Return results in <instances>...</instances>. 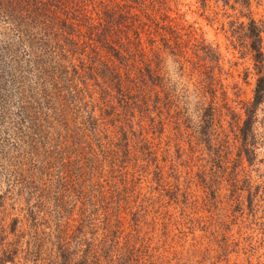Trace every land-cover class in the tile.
<instances>
[{
	"label": "rangeland",
	"instance_id": "rangeland-1",
	"mask_svg": "<svg viewBox=\"0 0 264 264\" xmlns=\"http://www.w3.org/2000/svg\"><path fill=\"white\" fill-rule=\"evenodd\" d=\"M238 2L134 1L129 16L148 27L122 44L165 86L172 104L161 120L143 104L119 102L126 81L116 76L133 74L136 61L91 53L87 64L104 77H82L80 92L81 45L57 35L46 46L38 30L23 44L0 13V255L17 252L6 264H24L29 241L54 247L67 224L91 250L119 225V242L137 233L159 264H264V100L243 141L255 70L239 26L246 17L264 22V0ZM201 46L218 61H196ZM65 73L75 75L76 95ZM153 120L166 122L161 133L145 131ZM198 124L207 130L201 139ZM78 181L84 188L70 190Z\"/></svg>",
	"mask_w": 264,
	"mask_h": 264
},
{
	"label": "trees",
	"instance_id": "trees-1",
	"mask_svg": "<svg viewBox=\"0 0 264 264\" xmlns=\"http://www.w3.org/2000/svg\"><path fill=\"white\" fill-rule=\"evenodd\" d=\"M134 1L135 0H0V13L1 16L4 14L11 19V22H15L13 32H16L18 36L27 38L26 42H22L23 44L29 45L36 38L34 31L38 30L40 32L39 35L46 39V46H55L57 43L55 41L57 35H59L62 40L69 39L71 45H74V42L79 46L81 45L80 47L83 50L81 52L86 53L85 58H88L86 62H82L78 65L80 67L78 71L75 69L76 73H82L79 74L80 83L78 86L81 92L82 77L87 79V77L91 76L98 82L96 75L103 76L101 73L94 72L91 64H87L88 61L90 62L91 53H100L103 50L102 52L111 54L119 63H122V60L125 59L131 61V63L140 60V58L142 59V55H139V58L132 56L130 53L131 50L122 44L124 40L129 42L132 37L139 39V37L142 36L144 27H148L144 23L135 26V22L132 18L133 16H129L132 10H134ZM233 1L239 5V0ZM240 2H242V0H240ZM246 19L248 23H240L239 26L243 34V39H245L244 44L247 47V53L251 56L254 63L255 83L252 91V99L244 108V127L241 128L243 141L249 137L250 127L257 108L264 100V53L261 36L264 34V22H256L250 17H246ZM84 48L87 50L86 52H84ZM200 54L201 56L196 59L198 62L208 61L216 63L218 61L216 51L210 47L205 48L201 46ZM208 56L211 58L206 59ZM65 61V64L70 63V59L68 60L69 62L67 60ZM135 64H137L139 68L134 71L133 74L127 71L123 72L121 76H116L117 78H124L126 86H121V82L118 80L115 82L113 78H110L112 79L110 85L115 84L118 92L124 89L119 102H122V104H143L142 109L145 110V113L148 108L149 115L156 112L157 117H160L161 120L163 109L164 111L168 110L169 107L171 108L170 104H172L171 99L168 97V93H165V86L160 82L158 74L154 73V70H151L152 68H150L151 64L149 62L143 64L140 61H136ZM180 74L182 75L183 72L180 71ZM73 77H75L74 74L67 77L65 73L64 80L65 83H67V89L69 90V85H71L70 87L73 88L71 91L76 95L78 87L76 88L73 85L75 81ZM108 82L109 81H107L105 85H109ZM104 88L105 87L101 85L98 91L101 101L103 99L101 93ZM135 92L137 93L136 96ZM107 94V96L111 95L109 91ZM176 118H178L177 112H174L173 118L170 119V117H168L170 122L169 125H171L172 121ZM160 120L158 126L153 120L145 131H159V133H161L166 122ZM91 122L92 125L96 124L95 120ZM115 123L122 124L125 122L119 120L115 121ZM153 123H155V125H153ZM200 130H204L207 134V130H205L201 124H198L194 135L196 133L199 139H201L202 136L204 137V134L200 133ZM116 133L120 134L124 139L126 136L124 126ZM106 136L111 138L108 135ZM172 138L176 137L172 136ZM245 152L247 153L246 147ZM93 165H95V163H93ZM112 166H117L116 168L120 171L121 161L117 158L114 159ZM83 184L84 182L81 183V181H78L77 187L74 186L70 189L69 186L68 189L72 191H76L78 188L83 189ZM174 189H177V186H175ZM70 190H68V194H71ZM76 194L77 200H74L75 198L72 200L69 199L73 201L74 205H77L79 202L78 192ZM83 195L82 193L80 199ZM70 201H68V203ZM98 208L103 209L101 206ZM61 227L63 229L59 231V233L65 235V237L60 239V243L55 244L54 247L48 250L44 249L43 245L41 246L29 241L26 249L29 251H26L23 255L24 264H159L157 263V259H153L152 255L147 254L148 251L145 247V241L136 236L137 233H128L125 237H122V242H119V235L123 234L120 231L119 225L114 226L117 232L109 233V235L111 234L113 236V240H111L109 244H105L107 243L106 241L100 242L97 248L93 250L90 249V244L83 239L84 233L82 236L81 232H78L74 228L72 229V225L70 224ZM83 227L82 223L78 228L82 229ZM109 235L106 236L109 237ZM30 243L35 247L32 248ZM100 244H104V247H99ZM136 245H138L137 249ZM16 254L17 252H13L12 255L4 252L0 255V264L11 262L13 260V255Z\"/></svg>",
	"mask_w": 264,
	"mask_h": 264
}]
</instances>
